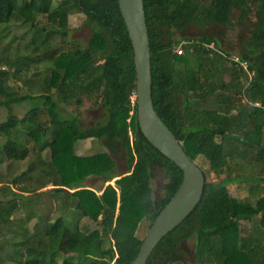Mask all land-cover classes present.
I'll return each instance as SVG.
<instances>
[{
  "label": "trees",
  "instance_id": "obj_1",
  "mask_svg": "<svg viewBox=\"0 0 264 264\" xmlns=\"http://www.w3.org/2000/svg\"><path fill=\"white\" fill-rule=\"evenodd\" d=\"M142 7L149 47L150 99L156 115L190 161L202 158L216 175L225 166L234 173L213 183L205 180L200 169L204 184L199 202L159 240L145 264H180V247L189 240L192 264H264V177H254V167L247 165L250 160L242 158L253 154L264 172V0H142ZM22 12L43 16L48 24L29 25L34 28V39H40L34 51L52 35L64 39L67 16L73 13L83 15L90 34L84 46L71 42L64 51L46 47L31 58L4 60L6 68L0 69V108L8 112L0 132L22 129L25 136L24 143L7 139L0 155L6 161H22L32 152L34 161L21 176L36 169L53 176L52 190L60 194L56 206L63 212L53 222H46L41 236H29L25 220L12 216L18 208L15 198L23 199L22 194L36 190L16 185L14 180L9 186H0V228L8 231L10 225L15 226L6 241L10 251L4 254L5 260L0 258V264H57L61 245L67 251H77L73 261L68 256L62 264H129L141 243L135 236L138 224L147 219L149 227L182 175L138 129L136 99L132 104L129 100L135 82L132 52L117 2L0 0V27L10 20L26 22ZM215 27L244 28L237 58L247 71L229 59L228 82L219 78L228 72L224 70L228 54L223 57L216 52L220 51L221 34L208 32ZM189 28L197 34L187 39L181 45L182 53L176 55L174 48L181 37L173 34ZM38 62L49 65L47 74L37 84L25 78L22 87L26 92L19 96L17 88L8 85L9 77ZM242 78L248 81L243 84ZM83 97L102 110L101 120L89 126H82L76 115L63 116L58 110L61 102L73 99L78 106ZM208 100H212V108H198L199 102ZM24 101L37 105L19 119L10 114L14 105ZM86 139L95 140L104 151L74 155L73 144ZM45 150L49 161L44 163L39 154ZM120 158L125 172L116 174ZM154 169L160 170L164 179L161 194L155 198L149 187ZM90 176L103 183L117 179L112 186L94 191L82 185ZM240 185L248 199L254 200L252 205L230 194ZM4 193L11 198L4 199ZM67 211L92 221L99 218L101 230L85 235L74 223L73 230L66 231L63 216ZM252 218L258 220L257 234L240 236V223Z\"/></svg>",
  "mask_w": 264,
  "mask_h": 264
},
{
  "label": "rangeland",
  "instance_id": "obj_2",
  "mask_svg": "<svg viewBox=\"0 0 264 264\" xmlns=\"http://www.w3.org/2000/svg\"><path fill=\"white\" fill-rule=\"evenodd\" d=\"M21 14L24 15L23 17L26 18V22H22L21 19L17 21L10 20L4 27H0V69L4 70L6 68L3 64L4 60H7L9 62H17L18 59L21 58H31L36 54H40L42 50L46 47L53 49L61 48V50L64 51L70 48V46L72 45L71 42H75L81 46H84L90 34L88 28L83 24V15H81L80 13H73L67 16V33L64 39L58 35H52L50 39L39 50L34 51V48L39 44L40 39H34V28L30 27L29 25L34 23V26L37 27H48V24L43 16L34 17L33 13L25 14L23 12ZM231 17V24H234V14ZM246 26L247 25L245 24L244 27ZM241 29L244 30V28L239 27H228L223 29L215 27L208 30V32L212 31L216 35L221 34L222 40L220 51L216 50V52L222 54L223 57H225V52L228 54V56L226 57L228 61L224 63V70L226 69L228 72L225 71V73L220 74L219 77L224 82L229 81V59L238 56V40L242 37ZM196 34L197 31L195 29L189 28L181 34L174 33L173 37H181V42H185L187 39H192ZM178 48L179 47L176 46L174 50H177ZM48 67L49 65L45 62H38L37 65L30 66L26 72L23 71L20 74L10 76L8 80V85L14 90L15 88H17V94L20 96L23 94V92H26L22 87V81L26 78L31 79L33 83L37 84L39 79H42V77L47 74ZM247 81L248 78L241 79V82L243 84H245V82ZM72 102L73 99H68L64 102H61L58 109L59 113L63 116H67L70 114L76 115L82 126H89L101 120L102 110L96 105H94L92 100H88L84 97L80 98V103L78 106H75ZM212 103V100H208L205 103L199 102L198 108H201L203 110L212 108L214 106ZM36 105L37 104L34 101H24L20 104L14 105L10 114L19 119L27 112L29 108L36 107ZM254 106L257 107L258 105ZM7 117L8 112L5 109L0 108V123L5 121ZM7 139L24 143V132L22 131V129H17L8 132H0V147ZM27 146L31 148V144L29 142H27ZM72 151L74 155L84 157L97 154L99 152L104 151V149L95 140L86 139L75 142L72 146ZM224 151L228 153L229 149L225 146ZM29 154L30 155H28L27 158L22 161H6L0 155V186H9L10 182L14 180L16 185H24L26 187L34 188L36 190L34 191V193L29 195L22 194L25 195L22 196L23 199L15 198L18 208L12 217L15 219L25 220L27 234L29 236H41L46 222H53L55 219L60 217V215H63V212H61L56 206L60 202V194H56L52 190L53 187L50 183L53 180V176H46L39 169H36L33 174H28V176H21V174L27 169L29 162L34 161V156L32 152H29ZM48 157L49 154L47 150L39 154L40 160H42V162L44 163L49 161ZM226 158L227 160L230 159L228 154ZM242 158L244 159V161L250 160V163L247 165H250V167H254V177H264V172L262 171L263 165L262 163H258V161H254L253 154L244 156ZM193 162L199 169L205 172V180L207 182H218L224 177L231 178L234 175V173L232 174L231 172H228L226 166L223 167L222 173L218 175L214 174L213 172H210L208 170L207 164L200 157H197ZM124 172V161L122 158H120L119 160H117L115 173L122 174ZM240 175L243 176V174ZM113 180H111L110 182L103 183L100 178L90 176L82 181V185L84 186V188L99 191L104 186H106V184H111L112 186ZM163 183L164 179L162 178L161 171L158 169H154L153 178L149 181V187L151 189L153 198L161 194V187ZM235 190L236 191H230V194H233V196L235 194L242 201L248 200L249 204H253L254 200L248 199L247 192L245 191V188L243 186H237V189ZM96 194L99 193L96 192ZM3 198H6L8 200L11 198V196L9 194L4 193ZM63 218L67 222V226H65L66 231L68 229L73 230V228L71 227L74 223L76 229L79 232L86 233L85 235H90L93 230H101V226H99L98 224L99 218H97V221H92L88 218L79 217L78 214H74L71 211H67L64 214ZM14 227V225H10V227H8V231L0 228V258H3L4 254L10 251L8 247L9 243H6V241L10 236L8 232H12L13 230H15ZM258 228V220L252 218L251 221L240 223L239 235L255 236V234H257L256 232H258L256 229ZM147 229L148 220L143 219L138 224V227L135 231V236L138 239L142 240ZM86 238H88V236ZM105 246L107 245L105 244ZM192 246V240H189L183 246L180 247V251L182 254L180 264H192ZM59 248L62 257L58 258V260L56 261L57 264H62V261L65 259V257L71 256V260L73 261V258L77 256V251H67L63 245H61Z\"/></svg>",
  "mask_w": 264,
  "mask_h": 264
},
{
  "label": "water",
  "instance_id": "obj_3",
  "mask_svg": "<svg viewBox=\"0 0 264 264\" xmlns=\"http://www.w3.org/2000/svg\"><path fill=\"white\" fill-rule=\"evenodd\" d=\"M116 2L132 52L138 129L157 152L178 167L182 175L177 189L150 223L134 259L129 263L145 264L159 240L193 211L202 194L204 177L201 170L186 157L178 141L153 109L150 99L149 47L142 0Z\"/></svg>",
  "mask_w": 264,
  "mask_h": 264
},
{
  "label": "built area",
  "instance_id": "obj_4",
  "mask_svg": "<svg viewBox=\"0 0 264 264\" xmlns=\"http://www.w3.org/2000/svg\"><path fill=\"white\" fill-rule=\"evenodd\" d=\"M183 43H184V42H181V43L178 45L179 48H178L177 50H174V53H175L176 55H180V54L182 53L181 45H183ZM230 60H231V62H232L235 66L241 68V69H242L243 71H245V72L247 71V66H246V64H245L244 62L239 61L237 57H232V58H230ZM248 75H249V73H248ZM129 100H130V103L132 104L133 101L135 100V93H132V94L130 95Z\"/></svg>",
  "mask_w": 264,
  "mask_h": 264
},
{
  "label": "crops",
  "instance_id": "obj_5",
  "mask_svg": "<svg viewBox=\"0 0 264 264\" xmlns=\"http://www.w3.org/2000/svg\"><path fill=\"white\" fill-rule=\"evenodd\" d=\"M103 152V151H102ZM100 153V152H99ZM23 196H25V195H23Z\"/></svg>",
  "mask_w": 264,
  "mask_h": 264
}]
</instances>
